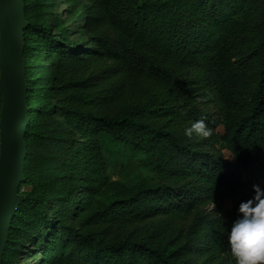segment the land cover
I'll return each instance as SVG.
<instances>
[{"label":"trees","instance_id":"1","mask_svg":"<svg viewBox=\"0 0 264 264\" xmlns=\"http://www.w3.org/2000/svg\"><path fill=\"white\" fill-rule=\"evenodd\" d=\"M65 1L72 24L24 0L25 189L1 264H234L236 208L264 187V0ZM198 119L210 137L184 135ZM120 154L150 175L111 179Z\"/></svg>","mask_w":264,"mask_h":264},{"label":"water","instance_id":"2","mask_svg":"<svg viewBox=\"0 0 264 264\" xmlns=\"http://www.w3.org/2000/svg\"><path fill=\"white\" fill-rule=\"evenodd\" d=\"M23 0H0V264L23 177L27 126Z\"/></svg>","mask_w":264,"mask_h":264},{"label":"clouds","instance_id":"3","mask_svg":"<svg viewBox=\"0 0 264 264\" xmlns=\"http://www.w3.org/2000/svg\"><path fill=\"white\" fill-rule=\"evenodd\" d=\"M184 135L201 139L212 135L204 119H198L184 128ZM253 194L241 200L237 216L227 232L228 252L234 264H264V187L252 185Z\"/></svg>","mask_w":264,"mask_h":264},{"label":"rangeland","instance_id":"4","mask_svg":"<svg viewBox=\"0 0 264 264\" xmlns=\"http://www.w3.org/2000/svg\"><path fill=\"white\" fill-rule=\"evenodd\" d=\"M70 7H71L70 2H67L65 0H56V3L54 4L52 10L59 16H62L63 18H65L66 22H68L69 24H72L75 20V16H67V11L68 9L70 10ZM24 10L25 8H24V0H23V20H24L25 27H26ZM74 11L79 12L80 7L74 8ZM23 44H24V41H23ZM22 65L24 69L23 57H22ZM24 77H25V70H24ZM25 81H26V77H25ZM26 90H27V82H26ZM1 102H2V97H1ZM25 103H26V100H25ZM27 123H28V115H27ZM222 152L225 157L231 158L230 154L226 150H223ZM140 158L141 156L139 154H137L136 156H130L127 158H125L124 155L120 154L115 160L108 159L107 160L108 162L107 172H108L109 177L111 179L120 180L128 184H132L135 181H138L139 179L148 177L151 172L147 168H145L144 165H142V163L139 160ZM24 189H25L24 187L19 188V185H18V188H17L18 200L16 202V205L20 201V199L23 197L21 192Z\"/></svg>","mask_w":264,"mask_h":264}]
</instances>
